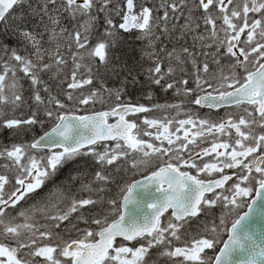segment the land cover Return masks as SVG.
Returning <instances> with one entry per match:
<instances>
[{
    "label": "snow or ice",
    "instance_id": "snow-or-ice-1",
    "mask_svg": "<svg viewBox=\"0 0 264 264\" xmlns=\"http://www.w3.org/2000/svg\"><path fill=\"white\" fill-rule=\"evenodd\" d=\"M254 215L264 0H0V264H264Z\"/></svg>",
    "mask_w": 264,
    "mask_h": 264
},
{
    "label": "flooded vegetation",
    "instance_id": "flooded-vegetation-1",
    "mask_svg": "<svg viewBox=\"0 0 264 264\" xmlns=\"http://www.w3.org/2000/svg\"><path fill=\"white\" fill-rule=\"evenodd\" d=\"M168 96L170 97L169 98V103H177L179 102L176 98H174L172 96V94L169 92L167 93ZM192 109L197 112L200 116H203V117H210L211 119L213 120H218L220 119L221 117H224L226 112L227 111H232L234 109H224V108H221V109H218V110H214V109H208V108H200L199 106H191ZM156 115H161L160 113H156ZM168 115L170 116H176V113L175 111H170L168 113ZM177 119H183V118H186L185 115L183 114V112L181 113V115L177 116L176 117ZM205 159H208V158H205Z\"/></svg>",
    "mask_w": 264,
    "mask_h": 264
},
{
    "label": "trees",
    "instance_id": "trees-1",
    "mask_svg": "<svg viewBox=\"0 0 264 264\" xmlns=\"http://www.w3.org/2000/svg\"><path fill=\"white\" fill-rule=\"evenodd\" d=\"M131 43V48H126L125 51L128 53V56L129 57H138L139 53H138V48H139V43L138 42H132L130 41ZM137 49V51L133 52L132 49ZM131 62V61H130ZM157 90V96H156V99L159 98V97H164L162 100L165 101V100H168L169 97L167 96V94L163 93V92H160L159 89H156ZM135 94L136 95H139V90H135ZM167 96V97H165ZM79 167L83 170H86L88 172H91V166H90V162H85V160H81L80 164H79ZM67 175V173L65 174ZM131 176V173H129L127 176L123 177L125 180H127L129 177ZM138 176V175H137ZM137 176L135 178H137ZM61 179L63 180L64 177H61Z\"/></svg>",
    "mask_w": 264,
    "mask_h": 264
},
{
    "label": "water",
    "instance_id": "water-1",
    "mask_svg": "<svg viewBox=\"0 0 264 264\" xmlns=\"http://www.w3.org/2000/svg\"><path fill=\"white\" fill-rule=\"evenodd\" d=\"M241 214H243V212ZM250 228L251 231L254 233L257 242H261V240L264 239V218L258 215H254L250 222Z\"/></svg>",
    "mask_w": 264,
    "mask_h": 264
},
{
    "label": "rangeland",
    "instance_id": "rangeland-1",
    "mask_svg": "<svg viewBox=\"0 0 264 264\" xmlns=\"http://www.w3.org/2000/svg\"><path fill=\"white\" fill-rule=\"evenodd\" d=\"M219 214V212H217V215Z\"/></svg>",
    "mask_w": 264,
    "mask_h": 264
}]
</instances>
